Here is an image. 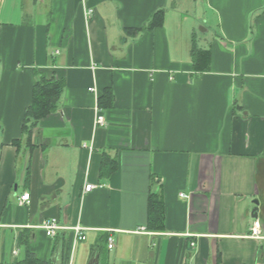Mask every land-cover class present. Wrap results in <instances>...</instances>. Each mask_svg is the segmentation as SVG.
Listing matches in <instances>:
<instances>
[{
	"label": "crops",
	"instance_id": "0c3cea01",
	"mask_svg": "<svg viewBox=\"0 0 264 264\" xmlns=\"http://www.w3.org/2000/svg\"><path fill=\"white\" fill-rule=\"evenodd\" d=\"M174 4L0 0V263L264 264L251 237L256 220L264 236V0H207L218 39L202 48L178 33ZM160 10L162 26L135 33ZM194 46L211 52L205 71ZM36 72L65 88L28 142ZM151 196L160 231L147 228Z\"/></svg>",
	"mask_w": 264,
	"mask_h": 264
},
{
	"label": "trees",
	"instance_id": "16d2710c",
	"mask_svg": "<svg viewBox=\"0 0 264 264\" xmlns=\"http://www.w3.org/2000/svg\"><path fill=\"white\" fill-rule=\"evenodd\" d=\"M163 11L156 12L148 24L135 33L141 32L143 29H153L162 26L164 16ZM211 63V52L199 50L194 46L193 49V66L194 69L202 72L209 68ZM36 81L33 86V98L31 105L26 109L24 122L22 126V135L27 138L28 142L31 141L34 129L39 123L55 113L58 110V104L61 95L65 88L64 81L61 80H47L44 76L36 72ZM113 91L112 89H106L103 96L99 100L100 107L102 109L112 106L113 103ZM21 140H16L14 144L20 147ZM116 170L115 161L109 160V157L105 158L102 165L101 175L103 177L110 176ZM164 205L161 200L156 196L150 197L149 202V214H148V226L147 228L152 231L163 230L164 226ZM4 264V263H0ZM13 264H44L39 260L30 256V259Z\"/></svg>",
	"mask_w": 264,
	"mask_h": 264
},
{
	"label": "rangeland",
	"instance_id": "374dc122",
	"mask_svg": "<svg viewBox=\"0 0 264 264\" xmlns=\"http://www.w3.org/2000/svg\"><path fill=\"white\" fill-rule=\"evenodd\" d=\"M172 7L176 12L173 11L170 18H177V25L180 24L178 33L185 32L189 36L193 33L199 48L210 43L212 38L218 39L216 14L210 11L207 0H177V4Z\"/></svg>",
	"mask_w": 264,
	"mask_h": 264
},
{
	"label": "built area",
	"instance_id": "2783aa9c",
	"mask_svg": "<svg viewBox=\"0 0 264 264\" xmlns=\"http://www.w3.org/2000/svg\"><path fill=\"white\" fill-rule=\"evenodd\" d=\"M94 11L90 10V14H93ZM90 91H93V89H90ZM96 124L99 126H104L106 124V120L105 117L102 114H98L97 119H96ZM92 189H94V186L89 184L85 187V191L86 192H90ZM181 197H187L183 194H181ZM30 201V194L29 193H24V195H22L19 198V204L20 205H24L26 203H29ZM42 229H44L46 231V234L51 237V238H55L58 235V232L61 229H64L63 227L59 226V222L57 219H52L48 222H46L45 224H43ZM75 232L78 235V240L80 241H84L86 240V237L83 234V228L80 226H76L74 228ZM251 237L261 240L264 239L263 236V231H262V225L261 222L256 220L253 223V226L251 228ZM192 246H194V244H192ZM114 247V241L112 238L109 239V248L112 249Z\"/></svg>",
	"mask_w": 264,
	"mask_h": 264
},
{
	"label": "water",
	"instance_id": "95a60500",
	"mask_svg": "<svg viewBox=\"0 0 264 264\" xmlns=\"http://www.w3.org/2000/svg\"><path fill=\"white\" fill-rule=\"evenodd\" d=\"M254 204L256 205V208H255V210H254V217L257 218V217H258L257 212H258V210H259L260 201H259L258 199H256V200L254 201Z\"/></svg>",
	"mask_w": 264,
	"mask_h": 264
}]
</instances>
